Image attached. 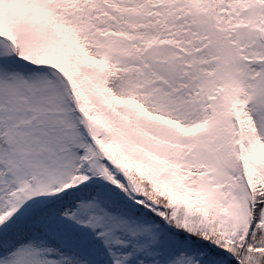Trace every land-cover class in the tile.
<instances>
[{"label": "snow or ice", "instance_id": "1", "mask_svg": "<svg viewBox=\"0 0 264 264\" xmlns=\"http://www.w3.org/2000/svg\"><path fill=\"white\" fill-rule=\"evenodd\" d=\"M0 264H264V0H0Z\"/></svg>", "mask_w": 264, "mask_h": 264}]
</instances>
